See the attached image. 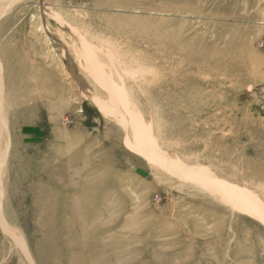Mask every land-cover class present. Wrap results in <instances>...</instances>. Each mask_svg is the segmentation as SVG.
Masks as SVG:
<instances>
[{
	"label": "rangeland",
	"instance_id": "374dc122",
	"mask_svg": "<svg viewBox=\"0 0 264 264\" xmlns=\"http://www.w3.org/2000/svg\"><path fill=\"white\" fill-rule=\"evenodd\" d=\"M9 11L0 264H264V0Z\"/></svg>",
	"mask_w": 264,
	"mask_h": 264
},
{
	"label": "bare ground",
	"instance_id": "6f19581e",
	"mask_svg": "<svg viewBox=\"0 0 264 264\" xmlns=\"http://www.w3.org/2000/svg\"><path fill=\"white\" fill-rule=\"evenodd\" d=\"M19 1H23V0H0V18L3 17L4 15L8 14L7 12H10L9 10H11V8L13 7L14 4L16 3H19ZM88 50V49H87ZM94 53V52H93ZM96 56V55H95ZM140 64V63H139ZM92 67L93 64L91 63L90 64ZM99 66V65H98ZM7 67V65H6ZM216 68V67H215ZM218 69V68H217ZM125 70V69H124ZM3 67L1 66L0 64V96L4 99L2 101V103H6L4 102L7 97L9 95L7 94H4V76H3ZM93 72V71H92ZM124 72V71H123ZM153 73V72H152ZM5 74V73H4ZM98 75V74H97ZM90 76V75H89ZM58 79V77H57ZM60 81V80H59ZM63 81V80H61ZM113 82V81H112ZM11 83V82H10ZM114 83V82H113ZM12 84V83H11ZM112 84V83H111ZM115 84V83H114ZM11 86V85H10ZM103 86V85H102ZM114 86V85H113ZM63 88V87H62ZM112 88V86L109 84V87L106 86V89L107 91L110 92V89ZM117 91L121 92L123 91V89H117ZM63 92V91H62ZM119 92H113L111 93L112 96L118 98V99H123V98H127V95L123 94V96H121V94H119ZM6 107H5V104L3 106V112L4 114L6 115L7 111H6ZM5 119V118H4ZM4 126V125H3ZM5 128H3V132L0 133V146L2 147L1 150H0V169L1 168H4V164L6 162V158H7V150H8V147H7V136L5 137ZM134 135L136 136V139L138 138V132L135 131L134 132ZM159 148V147H158ZM159 150L157 149V152ZM158 165H160V167H162L164 164L165 166L167 165V163H163V162H158L157 163ZM156 164V165H157ZM193 169V168H192ZM5 170V169H4ZM4 172V171H3ZM3 172H0V173H3ZM2 175V174H1ZM194 177L196 179H199L200 181L204 182V183H215V181L217 179L211 177L210 175L206 174L205 172H196L194 171L193 173ZM227 191H233L236 195L232 197V199H225L223 196H222V193L223 192H227ZM212 196H216V197H220L222 199H225L227 200L228 202H226V204L230 205V207L232 206L234 209L235 207H241L243 209H245V207H247V203L245 202V196L247 195L246 192H244L243 190H240V189H233L232 185H228L226 184L225 186L222 184L221 186H216L213 188V191L212 192H209ZM240 198V199H239ZM1 199H2V195H0V202H1ZM2 225H3V230L7 233L8 235H10L12 237L13 240L17 241L18 242V246L22 247L23 248V239L21 238V236H19V234H17V231L14 230V229H11L10 228V232H8V229L6 228L7 225L5 224V222L2 220Z\"/></svg>",
	"mask_w": 264,
	"mask_h": 264
}]
</instances>
